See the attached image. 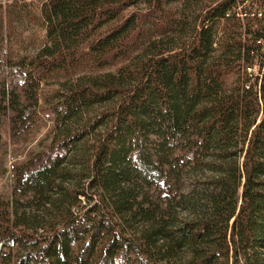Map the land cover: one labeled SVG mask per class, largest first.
<instances>
[{"label": "trees", "instance_id": "trees-1", "mask_svg": "<svg viewBox=\"0 0 264 264\" xmlns=\"http://www.w3.org/2000/svg\"><path fill=\"white\" fill-rule=\"evenodd\" d=\"M45 117L0 264H264V0L0 2V150Z\"/></svg>", "mask_w": 264, "mask_h": 264}, {"label": "rangeland", "instance_id": "rangeland-1", "mask_svg": "<svg viewBox=\"0 0 264 264\" xmlns=\"http://www.w3.org/2000/svg\"><path fill=\"white\" fill-rule=\"evenodd\" d=\"M8 0H0L7 3ZM12 74L16 80L20 81V77L16 70H12ZM14 79V80H15ZM44 123L41 124L36 131H33L27 139H22L16 143L10 137V129L8 123L2 132L3 146L0 150V163H2V175H0V192L6 194L9 198L12 191L13 173L12 168L15 164L23 162L29 153L37 149L40 142L45 139L53 124L46 117Z\"/></svg>", "mask_w": 264, "mask_h": 264}]
</instances>
